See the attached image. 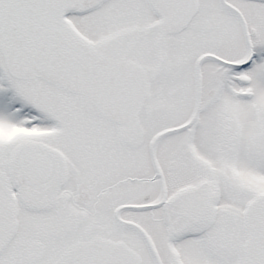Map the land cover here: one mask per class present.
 <instances>
[{"label": "snow or ice", "instance_id": "obj_1", "mask_svg": "<svg viewBox=\"0 0 264 264\" xmlns=\"http://www.w3.org/2000/svg\"><path fill=\"white\" fill-rule=\"evenodd\" d=\"M0 264H264V0H0Z\"/></svg>", "mask_w": 264, "mask_h": 264}]
</instances>
